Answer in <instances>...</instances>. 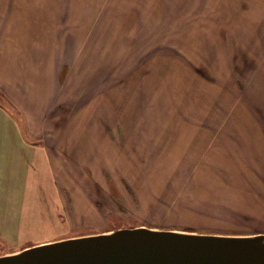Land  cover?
<instances>
[{
  "label": "rangeland",
  "instance_id": "1",
  "mask_svg": "<svg viewBox=\"0 0 264 264\" xmlns=\"http://www.w3.org/2000/svg\"><path fill=\"white\" fill-rule=\"evenodd\" d=\"M2 100L0 257L264 235V0H0Z\"/></svg>",
  "mask_w": 264,
  "mask_h": 264
},
{
  "label": "water",
  "instance_id": "2",
  "mask_svg": "<svg viewBox=\"0 0 264 264\" xmlns=\"http://www.w3.org/2000/svg\"><path fill=\"white\" fill-rule=\"evenodd\" d=\"M0 264H264V235L140 227L35 246L0 257Z\"/></svg>",
  "mask_w": 264,
  "mask_h": 264
},
{
  "label": "crops",
  "instance_id": "3",
  "mask_svg": "<svg viewBox=\"0 0 264 264\" xmlns=\"http://www.w3.org/2000/svg\"><path fill=\"white\" fill-rule=\"evenodd\" d=\"M6 100H2L1 102H0V111L2 112V114H4L3 116H7V114H8V105H7V103L5 102ZM4 103V104H3Z\"/></svg>",
  "mask_w": 264,
  "mask_h": 264
},
{
  "label": "bare ground",
  "instance_id": "4",
  "mask_svg": "<svg viewBox=\"0 0 264 264\" xmlns=\"http://www.w3.org/2000/svg\"><path fill=\"white\" fill-rule=\"evenodd\" d=\"M20 114V113H19ZM43 145V144H42ZM46 144H44L43 146H45ZM32 170H33V167H31L30 168V170H29V179L31 178V181H34V174H31V176H30V172H32ZM38 173V175H39V170L37 171V170H35V173ZM20 176V173H18V177ZM38 180V179H37ZM27 185H29L28 183H27ZM39 185V184H38ZM33 186V185H32Z\"/></svg>",
  "mask_w": 264,
  "mask_h": 264
}]
</instances>
